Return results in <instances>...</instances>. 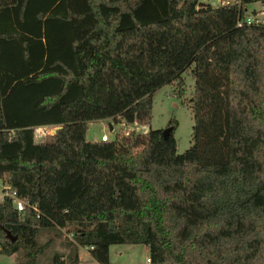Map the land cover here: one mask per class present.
<instances>
[{
	"label": "trees",
	"instance_id": "16d2710c",
	"mask_svg": "<svg viewBox=\"0 0 264 264\" xmlns=\"http://www.w3.org/2000/svg\"><path fill=\"white\" fill-rule=\"evenodd\" d=\"M197 3L0 0V178L40 211L0 202V253L36 264L39 228L58 226L73 241L56 264L79 244L109 264L111 243L146 244L149 264H264V26ZM189 67L184 151L175 118L166 137L86 139L92 119L149 123L154 91L178 80L181 97ZM40 125L58 127L36 142Z\"/></svg>",
	"mask_w": 264,
	"mask_h": 264
},
{
	"label": "rangeland",
	"instance_id": "374dc122",
	"mask_svg": "<svg viewBox=\"0 0 264 264\" xmlns=\"http://www.w3.org/2000/svg\"><path fill=\"white\" fill-rule=\"evenodd\" d=\"M260 0H254L245 5L246 11H252L254 14L263 9ZM190 67L187 68L182 74V96H178V80L173 83H165L158 87L153 93V102L151 110V120L149 123L130 122L132 128L138 132H144L151 128H165L171 118L177 120V126L174 130V136L177 141V151L182 152L189 147L191 143L193 114L191 109L190 98L194 89V78L191 75ZM111 123L114 130L108 128ZM57 125L42 126L38 129L39 132L44 134L42 141L49 140ZM130 127H124L120 122L114 121L111 118L92 119L87 122V129L85 137L87 140L99 139L102 132H107L110 137L114 136L115 130L126 132ZM36 133V129H34ZM36 141H41L38 136L34 137ZM41 141V142H42ZM72 231L68 227H41L37 233L38 243L48 242L46 249L39 255L36 264H56L54 255H58L61 260H65L71 248L73 241ZM123 248L126 250H123ZM122 249L121 253L120 250ZM145 245L144 243H116L110 245V264H134L135 262H144L145 260ZM13 263L21 264L22 249L13 252ZM12 256L5 253H0V264H8L12 261ZM86 256L87 253H86ZM86 260L84 259V262ZM172 264H183L175 262ZM191 264H213V263H191Z\"/></svg>",
	"mask_w": 264,
	"mask_h": 264
},
{
	"label": "built area",
	"instance_id": "2783aa9c",
	"mask_svg": "<svg viewBox=\"0 0 264 264\" xmlns=\"http://www.w3.org/2000/svg\"><path fill=\"white\" fill-rule=\"evenodd\" d=\"M201 4H210L212 6H221V5H237L239 10L242 9V12L239 11L236 26H244V25H262L264 26V5L263 9L258 10L255 14L252 11H246L245 5L242 3V0H198L197 5ZM135 122V121H133ZM137 122V121H136ZM121 125L124 127L132 128L129 123L122 122ZM47 126V125H43ZM49 126V125H48ZM42 126H36L34 129L39 131ZM108 128L110 130H114V127L111 123L108 124ZM117 130L114 131V133ZM42 133V132H41ZM43 134V133H42ZM110 135L107 132H102L99 140H108L110 139ZM5 198L10 201L11 206L20 214L21 217L24 216L27 209H31L36 212V215H40L39 208L36 203L30 202L29 199L18 192V190L5 178H0V202H2ZM146 261L149 263L150 258L147 256Z\"/></svg>",
	"mask_w": 264,
	"mask_h": 264
},
{
	"label": "crops",
	"instance_id": "0c3cea01",
	"mask_svg": "<svg viewBox=\"0 0 264 264\" xmlns=\"http://www.w3.org/2000/svg\"><path fill=\"white\" fill-rule=\"evenodd\" d=\"M40 126H43V125H40ZM38 136L39 139L42 141V137H44V134H42L41 132L39 131H36V133H34V137ZM35 140V138H34ZM97 140V139H95ZM36 141V140H35ZM41 141H36V142H41ZM73 239V238H72ZM112 244H116V243H111L110 245ZM128 244H131V243H128ZM134 244V243H132ZM110 245H109V248H110ZM145 245V249H146V253H145V260L144 262H135L134 264H149L147 261H146V257L149 255V249H148V246L146 244ZM89 246L87 245H78V264H98V262L91 256L90 254V251H89ZM120 250V253L122 251V249H119ZM123 250H126V248ZM86 253L88 256H86ZM9 256H12V254H8ZM84 259L86 260L84 262ZM13 263V256H12V261H10L8 264H12ZM109 264H110V254H109Z\"/></svg>",
	"mask_w": 264,
	"mask_h": 264
},
{
	"label": "water",
	"instance_id": "95a60500",
	"mask_svg": "<svg viewBox=\"0 0 264 264\" xmlns=\"http://www.w3.org/2000/svg\"><path fill=\"white\" fill-rule=\"evenodd\" d=\"M169 130H170L169 127L162 128V135H163L164 137H166L167 134H168V132H169ZM8 234H9V232H8ZM14 238H15V236L12 237V240H13Z\"/></svg>",
	"mask_w": 264,
	"mask_h": 264
}]
</instances>
